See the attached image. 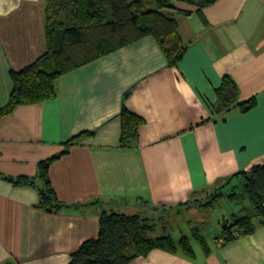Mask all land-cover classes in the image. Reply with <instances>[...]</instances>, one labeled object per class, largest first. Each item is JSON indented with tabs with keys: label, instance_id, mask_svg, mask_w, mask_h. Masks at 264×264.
Listing matches in <instances>:
<instances>
[{
	"label": "crops",
	"instance_id": "0c3cea01",
	"mask_svg": "<svg viewBox=\"0 0 264 264\" xmlns=\"http://www.w3.org/2000/svg\"><path fill=\"white\" fill-rule=\"evenodd\" d=\"M48 1L0 0V107L9 99L10 71L47 51ZM172 6L188 45L176 66L146 36L62 75L55 98L19 105L0 120V173L9 177L35 176L38 162L88 133L49 168L67 208L46 212L37 207L36 187L0 177V264H69L83 242L98 237L103 210L152 216L156 235L191 242L192 226L183 221L175 233L170 223L198 202L182 203L264 162V0ZM224 75L239 100L256 98L254 108L212 113ZM123 106L143 120L130 147L119 146ZM225 218L206 231L208 254L200 245L193 259L153 249L129 264H264L261 219L252 233L221 244Z\"/></svg>",
	"mask_w": 264,
	"mask_h": 264
},
{
	"label": "trees",
	"instance_id": "16d2710c",
	"mask_svg": "<svg viewBox=\"0 0 264 264\" xmlns=\"http://www.w3.org/2000/svg\"><path fill=\"white\" fill-rule=\"evenodd\" d=\"M174 1L202 8L214 0H153V6L147 0H49L45 17L47 51L34 63L19 71H10L12 88L7 103L0 107V120L19 105L55 98L57 80L62 75L146 36L157 41L167 64L176 66L188 45L179 37L177 21L168 12L173 9ZM215 91V101L210 103L215 115L228 113L233 108L246 112L256 105L255 97L239 100L238 87L229 75L223 76ZM120 117L119 146H133L138 140L143 120L124 106ZM86 134L70 138L63 151L38 162L35 176L9 177L0 173V177L16 185L36 187L38 208L46 212L63 210L69 205L57 198L49 168L55 159L68 153ZM228 187L231 190L226 195L230 200L246 199L250 207L223 220L221 244L252 233L255 230L254 217H259L264 223V162L255 163L249 169L223 180L207 194V201L191 198L182 204L198 202L196 205L200 208H212L225 195L224 190ZM156 226L157 222L152 216L103 210L100 213L98 237L83 242L72 253L69 264H129L153 249L182 252L192 259L195 257L187 236L182 235L176 242L166 231L156 235ZM191 233L204 253L208 254L210 248L199 227L191 228Z\"/></svg>",
	"mask_w": 264,
	"mask_h": 264
},
{
	"label": "rangeland",
	"instance_id": "374dc122",
	"mask_svg": "<svg viewBox=\"0 0 264 264\" xmlns=\"http://www.w3.org/2000/svg\"><path fill=\"white\" fill-rule=\"evenodd\" d=\"M147 1L151 6H153V0H147ZM230 190H231L230 187L225 189L224 190L225 195L219 198V200H217L214 203L212 208L211 207L206 208L204 206L200 208L197 206L194 207L192 212L190 213L187 211H183L182 213L173 216L172 221H170V223L171 226L175 228V233L178 230L176 226H178L179 223L181 224V222L185 221L184 225L188 223L192 227L195 226L199 227L200 233L205 238H207L208 237L206 235L207 229L210 228L213 224H216L221 217L225 215L230 218L232 213L242 212V209L246 208L245 206L246 204L249 203V201L246 199L238 200V201L230 200L226 195L227 193H229ZM198 199H202V198H198ZM203 199H204L203 202H205L208 200V197L205 196V198ZM181 225H183V223ZM189 235L191 234L189 233ZM191 244L193 248L198 249L200 247L197 241L194 240V238H191Z\"/></svg>",
	"mask_w": 264,
	"mask_h": 264
},
{
	"label": "built area",
	"instance_id": "2783aa9c",
	"mask_svg": "<svg viewBox=\"0 0 264 264\" xmlns=\"http://www.w3.org/2000/svg\"><path fill=\"white\" fill-rule=\"evenodd\" d=\"M222 241H223L222 239H219V242H220V243H222Z\"/></svg>",
	"mask_w": 264,
	"mask_h": 264
}]
</instances>
